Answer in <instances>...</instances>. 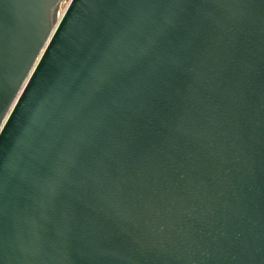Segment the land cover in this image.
<instances>
[{"label": "water", "instance_id": "95a60500", "mask_svg": "<svg viewBox=\"0 0 264 264\" xmlns=\"http://www.w3.org/2000/svg\"><path fill=\"white\" fill-rule=\"evenodd\" d=\"M0 102V264H264V0H0Z\"/></svg>", "mask_w": 264, "mask_h": 264}, {"label": "snow or ice", "instance_id": "6c2138e0", "mask_svg": "<svg viewBox=\"0 0 264 264\" xmlns=\"http://www.w3.org/2000/svg\"><path fill=\"white\" fill-rule=\"evenodd\" d=\"M41 55H43V53H41ZM39 62H40L39 59H37V63H39ZM22 79H23V77H22ZM27 83H28L27 81H24L25 87L27 86ZM20 90H21V92H23L24 88L22 87ZM17 99H19V97H17ZM9 103H12L11 99L8 101L7 105ZM7 105H5L4 103L0 102V117H2L5 122L7 121V116H4L3 113L5 111H7ZM13 107H15V104H13ZM8 115H11V113L9 112Z\"/></svg>", "mask_w": 264, "mask_h": 264}, {"label": "bare ground", "instance_id": "6f19581e", "mask_svg": "<svg viewBox=\"0 0 264 264\" xmlns=\"http://www.w3.org/2000/svg\"><path fill=\"white\" fill-rule=\"evenodd\" d=\"M65 5H66V4H65ZM65 5L63 6V8H62V10H61L60 15H61V13L63 12V9L65 8Z\"/></svg>", "mask_w": 264, "mask_h": 264}]
</instances>
